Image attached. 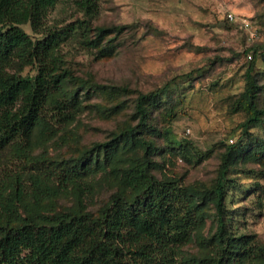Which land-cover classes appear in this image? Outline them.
I'll return each mask as SVG.
<instances>
[{
	"label": "rangeland",
	"instance_id": "obj_1",
	"mask_svg": "<svg viewBox=\"0 0 264 264\" xmlns=\"http://www.w3.org/2000/svg\"><path fill=\"white\" fill-rule=\"evenodd\" d=\"M76 1L58 0L46 26L65 31L56 52L74 74L64 90L76 88L78 104L73 119L59 124L53 137L42 143L35 139L32 153L75 157L123 127L138 126V95L158 91V104H149L148 125L137 133L150 148L122 143L109 151L112 158L127 163L146 157L157 177L207 190L216 184L229 147H239L228 162L230 229L264 245V120L245 126L248 112L238 107L247 86L245 73L255 59L258 105L264 109V0H98L93 15ZM100 26L122 30L98 36ZM24 28L33 34L28 24ZM13 151L3 155L7 164ZM108 166L84 176L79 192L70 187L45 200L44 207L25 198L19 221L38 218L40 212L97 215L113 193L130 196ZM206 213L199 233L209 242L195 238L178 247L180 260L215 253L217 245L209 240L216 231L214 207Z\"/></svg>",
	"mask_w": 264,
	"mask_h": 264
},
{
	"label": "trees",
	"instance_id": "obj_2",
	"mask_svg": "<svg viewBox=\"0 0 264 264\" xmlns=\"http://www.w3.org/2000/svg\"><path fill=\"white\" fill-rule=\"evenodd\" d=\"M57 1L0 0V264H264V245L229 225L228 162L239 147H229L216 184L207 190L157 177L146 157L124 163L110 155L122 143L150 148L151 143L137 133L148 125L149 104H158V91L138 95V126L123 127L75 157L55 159L32 153L35 139L42 143L53 137L59 124L73 119L78 104V90H64L74 74L56 52L65 31L46 26L48 11ZM76 2L86 14L98 10V0ZM26 24L33 34L24 28ZM121 30L120 26H100L97 35ZM254 63L255 59L245 73L247 86L238 104L248 112L245 126L264 120ZM27 68L31 71L26 72ZM120 88L129 92L128 87ZM167 132L172 135L171 127ZM11 148L7 164L3 155ZM9 165L13 169L7 171ZM107 166L120 185L131 191L130 196L113 193L97 215L40 212L38 218L19 221L25 198L32 197L36 207H44L45 200L70 187L79 192L84 176ZM208 206L215 209L216 231L209 239L217 245L215 253L180 260L178 247L195 238L209 242L199 233Z\"/></svg>",
	"mask_w": 264,
	"mask_h": 264
},
{
	"label": "built area",
	"instance_id": "obj_3",
	"mask_svg": "<svg viewBox=\"0 0 264 264\" xmlns=\"http://www.w3.org/2000/svg\"><path fill=\"white\" fill-rule=\"evenodd\" d=\"M230 17H233V15H230Z\"/></svg>",
	"mask_w": 264,
	"mask_h": 264
}]
</instances>
